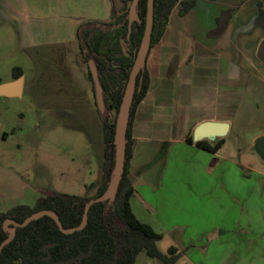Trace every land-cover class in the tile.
I'll list each match as a JSON object with an SVG mask.
<instances>
[{"label": "rangeland", "instance_id": "374dc122", "mask_svg": "<svg viewBox=\"0 0 264 264\" xmlns=\"http://www.w3.org/2000/svg\"><path fill=\"white\" fill-rule=\"evenodd\" d=\"M244 2L245 21L257 0ZM170 17L180 21L176 8ZM263 36L264 14L256 13L239 46L258 91L247 96L237 130L226 133L218 155L175 144L161 167L164 186L176 196L171 190L160 206L142 210L165 242L175 244L176 264H264V158L253 144L264 133V63L256 57ZM21 39L1 14L0 84L14 80L19 67L24 89L0 96V212L32 206L43 191L92 195L102 176L100 113L106 110L98 112L78 40L30 46Z\"/></svg>", "mask_w": 264, "mask_h": 264}, {"label": "crops", "instance_id": "0c3cea01", "mask_svg": "<svg viewBox=\"0 0 264 264\" xmlns=\"http://www.w3.org/2000/svg\"><path fill=\"white\" fill-rule=\"evenodd\" d=\"M244 3V0H195L184 14L179 13L176 5L180 21L173 22L170 12L162 36L146 55L149 86L133 117L128 177L135 190L130 198L132 211L156 231L142 210L160 206L170 195L172 188L164 186L161 167L170 150L179 144L218 155L225 137L216 151H210L196 145L193 139L186 141V136L192 137L194 126L204 120L227 121L228 131L235 132L242 121L247 96L258 91L254 77L241 63L239 36L257 13L253 4L254 10L249 8L244 21L239 16ZM224 10L228 13L222 14ZM1 14L22 32L23 43L38 46L77 40L76 30L85 20L112 19V1L0 0ZM191 14L193 22H183L181 18ZM48 28L50 33L41 36ZM23 89L24 79L20 94ZM203 140L211 146L216 138ZM172 192L176 196L175 188ZM161 234L156 244L166 253L175 244H167L165 234ZM163 241L167 248L166 244L161 245ZM134 264L163 263L141 251Z\"/></svg>", "mask_w": 264, "mask_h": 264}, {"label": "trees", "instance_id": "16d2710c", "mask_svg": "<svg viewBox=\"0 0 264 264\" xmlns=\"http://www.w3.org/2000/svg\"><path fill=\"white\" fill-rule=\"evenodd\" d=\"M112 1V19L108 21H83L76 30L79 50L85 60L92 59L103 88L106 113H100L103 130L102 176L92 195H76L63 192L43 191L30 206L17 204L0 212V243L9 235L12 221H23L31 213L48 209L54 211L64 228H71L82 221L85 203L103 193L111 177L114 164L115 119L128 75L140 46L145 19L147 0H138L137 13L140 21H133L127 38V14L131 0ZM195 0H154L153 27L150 46L162 36L171 10L178 5L180 14L186 13ZM120 5L117 9L116 6ZM224 10L222 14H227ZM121 39L123 42H121ZM124 43V44H123ZM125 45V50L122 49ZM22 74L14 68L13 77ZM88 78L93 83L88 69ZM149 86V76L144 67L138 72L126 121V148L123 173L113 201L93 203L82 229L71 233L62 232L50 215H42L23 227H16L13 238L0 252V264H134L139 252L157 258L163 264H173L180 253L175 246L162 252L156 242L162 234L150 224L136 217L130 205L134 187L128 177L131 157V126L137 105L144 98ZM93 93L94 84H93ZM96 103V100H95ZM113 112L112 118L108 115ZM99 112V109H98ZM186 141L192 142L191 136ZM222 141L208 146L204 140L195 144L216 151Z\"/></svg>", "mask_w": 264, "mask_h": 264}, {"label": "water", "instance_id": "95a60500", "mask_svg": "<svg viewBox=\"0 0 264 264\" xmlns=\"http://www.w3.org/2000/svg\"><path fill=\"white\" fill-rule=\"evenodd\" d=\"M153 1L154 0H147V9H146V19L143 31V37L132 63L128 79L123 91V95L121 98V102L119 105V109L117 111L116 119H115V134H114V164L111 171V177L107 184V187L103 191V193L97 197L89 199L84 206V212L82 221L71 228H64L62 226L61 221L58 218V215L48 209H42L35 211L28 215L23 221H12L13 227H11V231H9V235L0 243V252L5 244H7L14 236L16 227H23L27 225L31 220L38 218L42 215H50L58 225L59 229L64 233H71L75 230L82 229L88 217V210L90 206L99 201H113L116 196V192L118 189V185L123 173L124 169V161H125V148H126V121L128 116V109L129 104L132 98V94L134 91L136 77L138 72L144 67L146 55L150 48V41H151V32L153 27ZM118 3L119 0H116ZM137 3L138 0H131L129 7H128V14H127V38H129L131 27L133 21H140L137 13ZM120 5H117V9ZM121 42L123 40L121 39ZM123 50L124 47H122ZM256 57L264 63V36L259 41L256 47ZM89 63V70L91 72L93 84H94V91H95V100L96 105L100 111L104 110V100H103V88L100 84L97 68L92 59L88 60ZM23 77L22 75L18 76L14 80L6 83L0 84V96H20L21 94V87H22ZM229 128V123L227 121L221 120H204L194 126L192 130V139L193 141H199L202 139H215L217 137H222L226 135ZM254 147L256 152L264 158V134H261L254 139Z\"/></svg>", "mask_w": 264, "mask_h": 264}, {"label": "flooded vegetation", "instance_id": "af4514ba", "mask_svg": "<svg viewBox=\"0 0 264 264\" xmlns=\"http://www.w3.org/2000/svg\"><path fill=\"white\" fill-rule=\"evenodd\" d=\"M117 2H115V4H116ZM260 4H262V0H257V2L254 4L255 5V9H256V11H257V13H262V8L260 7ZM117 7V6H116ZM17 78V77H16ZM15 79V78H14ZM264 134V133H263ZM257 136H259V135H256L255 137H257ZM223 137L224 136H222V137H218V139L216 138V141L215 142H217V141H219V140H222L223 139ZM255 137H254V139H255ZM203 140V139H202ZM200 141V140H199ZM254 141V140H253Z\"/></svg>", "mask_w": 264, "mask_h": 264}]
</instances>
